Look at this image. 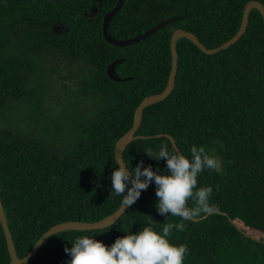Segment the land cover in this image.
I'll return each mask as SVG.
<instances>
[{"label": "trees", "instance_id": "obj_1", "mask_svg": "<svg viewBox=\"0 0 264 264\" xmlns=\"http://www.w3.org/2000/svg\"><path fill=\"white\" fill-rule=\"evenodd\" d=\"M0 0V201L18 258L50 226L93 222L112 213L123 197L112 192L115 141L131 126L142 98L159 93L169 67L174 29L214 48L238 29L249 0H122L108 23L115 39L134 36L160 20L178 18L143 39L114 46L101 34L103 14L116 0ZM264 7V0H256ZM59 26V32L50 28ZM174 85L165 99L145 106L122 160L166 174V162L147 156L171 143L189 159L204 146L222 161V174L204 170L212 211L173 229L170 243L186 245L184 264H264V23L248 13L237 41L213 54L184 37L175 41ZM122 79L106 75L113 60ZM143 179V177H141ZM155 183L110 225L64 230L47 237L24 264H66L64 249L79 236L106 246L129 232L152 227L162 234L170 214L156 221ZM193 207V201H188ZM214 210V211H213ZM158 213V212H157ZM257 237L256 241L247 235ZM0 264H9L0 227Z\"/></svg>", "mask_w": 264, "mask_h": 264}, {"label": "clouds", "instance_id": "obj_2", "mask_svg": "<svg viewBox=\"0 0 264 264\" xmlns=\"http://www.w3.org/2000/svg\"><path fill=\"white\" fill-rule=\"evenodd\" d=\"M145 154L157 161L164 159L166 174H158L150 165L144 167L143 161L129 171L123 160H116L120 166L111 173L112 192L123 197V206L129 207L138 200L141 191L154 182L158 214H170L181 222L167 223L162 234L150 226L143 227L116 238L110 246L88 236H79L70 248L64 249L70 256L66 264H184L187 246L172 244L169 237L173 229L178 232L186 229L184 221H193L201 213L212 211L209 200L213 189L198 187V176L204 170L222 174V161L214 152L209 154L204 146L195 145L190 149V159L167 144L161 145L158 152L148 149ZM129 182L131 187H128ZM189 200L193 201V207L188 206Z\"/></svg>", "mask_w": 264, "mask_h": 264}, {"label": "water", "instance_id": "obj_3", "mask_svg": "<svg viewBox=\"0 0 264 264\" xmlns=\"http://www.w3.org/2000/svg\"><path fill=\"white\" fill-rule=\"evenodd\" d=\"M121 4H122V0H116L114 6L103 14L102 20H101L102 37L106 42H108L109 44L114 45V46L122 47V46H126L129 44L135 43V42L143 39L144 37L148 36L149 34H152L156 30L162 28L163 26H165L169 22H172L178 18V16H176V15L169 16V17H166V18L160 20L159 22H157L156 24H154L150 28H148V29H146V30L134 35V36H131V37L126 38V39H115L107 33V27H108V23H109L110 19L115 14V12L120 8ZM252 8L257 9V11L259 12V14L263 20V23H264V7H263V5L256 0H249V1L245 2V4L243 5L242 11H241L240 23H239V26H238V29L236 30V32L229 39L225 40L224 42H222L221 44H219L218 46H216L214 48H206L205 46H203L198 41L196 36L191 32L185 31V30L180 29V28L174 29L172 31L170 38H169L170 67H169L165 86L159 93H155L152 95L145 96L137 104V106L135 107L134 112H133V118H132V123H131L130 128L125 133H123L114 143L113 157H114L115 161L116 160L117 161L122 160V151H123V149L127 143H129L130 141H132L136 138L143 137V136L134 134L137 127L139 126V123L141 120L142 109L147 105H150L152 103L159 102V101H162L163 99H165L173 88L174 76H175L176 66H177L175 41L180 37H184V38L188 39L190 42H192L202 53L207 54V55L213 54L219 50L226 49L231 44H233L235 41H237L239 39V37L242 35V33L244 32L246 24H247L248 13ZM120 60L121 59L113 60L111 63H109L106 66V75L114 81L122 80L116 75V73L114 71L115 64L119 63ZM164 136L166 138H168V140L171 143V146L175 147L173 139L167 134H164ZM116 165H117V167L120 166L119 164H116ZM130 180H131V177H130ZM128 187H131L130 182L128 184ZM126 208H127V206H123V204L121 203L112 213L101 218L100 220L93 221V222H82V221H71L70 220V221H63V222L56 223V224L50 226L48 229H46L36 239L33 246L30 248V250L27 252L26 255H24L21 258H18L17 255L15 254L13 242L11 239V235H10L7 223H6V219H5L4 212L2 209V205H1V201H0V227H1V230H2V233L4 236L6 251H7V254L9 257V264H24L26 261H28L36 253V251L41 246V244L45 241V239L54 233H58V232H61L64 230H95V229L105 228L108 225L112 224L123 213V211ZM153 217L156 221H160L164 216H160L157 212H154ZM195 220H197V218ZM245 235H247L249 238L254 239L256 241H262L257 237H254V236H251L248 234H245ZM262 242L264 243V241H262Z\"/></svg>", "mask_w": 264, "mask_h": 264}, {"label": "flooded vegetation", "instance_id": "obj_4", "mask_svg": "<svg viewBox=\"0 0 264 264\" xmlns=\"http://www.w3.org/2000/svg\"><path fill=\"white\" fill-rule=\"evenodd\" d=\"M2 2L5 3L6 1L4 0ZM96 5L97 6L92 4V6L90 8H88V12L87 13H83V16H85V17L87 16L88 19H90V17L94 16L96 14V12H97V8L100 6V0H96ZM49 26H50V28L53 31L59 32V26L56 25L55 23H50Z\"/></svg>", "mask_w": 264, "mask_h": 264}, {"label": "rangeland", "instance_id": "obj_5", "mask_svg": "<svg viewBox=\"0 0 264 264\" xmlns=\"http://www.w3.org/2000/svg\"><path fill=\"white\" fill-rule=\"evenodd\" d=\"M260 236H262L260 233L254 234V237H260Z\"/></svg>", "mask_w": 264, "mask_h": 264}]
</instances>
